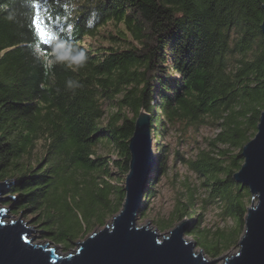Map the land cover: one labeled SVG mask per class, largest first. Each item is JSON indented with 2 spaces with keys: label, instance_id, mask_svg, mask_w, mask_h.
Here are the masks:
<instances>
[{
  "label": "trees",
  "instance_id": "1",
  "mask_svg": "<svg viewBox=\"0 0 264 264\" xmlns=\"http://www.w3.org/2000/svg\"><path fill=\"white\" fill-rule=\"evenodd\" d=\"M37 2L46 10L44 23L89 59L78 72L64 64L49 69L47 44L56 37L46 44L36 37L26 0H0V181H10V213L28 215L43 238L64 250L102 226L122 205L117 178L128 171V142L143 111L158 174L167 160L157 140L168 127L215 125L211 147L188 165L205 176L208 196L233 224L212 233L189 224L185 233L211 258L236 244L250 193L233 174L264 109V0H79L75 12L70 0ZM110 22L124 31L102 35ZM70 78L82 86L68 89ZM192 204L189 194L160 228L195 220Z\"/></svg>",
  "mask_w": 264,
  "mask_h": 264
},
{
  "label": "water",
  "instance_id": "2",
  "mask_svg": "<svg viewBox=\"0 0 264 264\" xmlns=\"http://www.w3.org/2000/svg\"><path fill=\"white\" fill-rule=\"evenodd\" d=\"M264 36V17L260 25ZM149 115L140 111L128 142L129 164L123 180L125 193L122 208L110 224L93 231L76 243L77 248L66 254H57L48 243L35 244L29 238L27 222L17 219L5 221L10 208L0 207V264H212L194 253L195 242L183 235L189 221L181 224L159 239L155 230L135 225V213L142 207L144 188L152 165ZM243 162L233 179L246 186L251 198L244 215V228L238 241V250L218 260L222 264H264V109L260 112L256 132L241 148ZM10 182L0 181V194L7 192ZM13 196H0V201ZM21 214V213H20ZM19 214V215H20Z\"/></svg>",
  "mask_w": 264,
  "mask_h": 264
},
{
  "label": "rangeland",
  "instance_id": "3",
  "mask_svg": "<svg viewBox=\"0 0 264 264\" xmlns=\"http://www.w3.org/2000/svg\"><path fill=\"white\" fill-rule=\"evenodd\" d=\"M117 29L124 31V26L122 23L114 24L113 22L105 24L103 28H101V33H117ZM125 38L128 41L134 43L132 38L129 34H124ZM85 41L90 42L91 39L87 38ZM129 43V42H128ZM103 45H108V42L102 40ZM127 45V44H126ZM109 104H106L105 110H114L108 109ZM122 112L130 118L132 116L131 112L127 109H122ZM138 117V115H137ZM216 133L215 125L208 124V123H183L179 122L173 126L167 128L166 132H164L160 138L157 140V145L166 147V160H167V167L164 174L154 172V167H156V159L155 156L153 157L152 165L148 173V182H146V186L144 188V196L143 200L141 199L142 207L137 209L135 213V225L137 227L146 226L150 230H155V232L160 236L159 239H162L163 236H167L169 231L172 230L177 225L181 224L184 218L181 220L173 222L169 227L165 229H161L159 225V221L161 219H173L175 216L174 209L177 203L184 204V200L187 198L189 194L193 196V204L192 207L195 209L196 218L195 220H189V224L201 225L205 230H208L209 233H212L216 229H224L228 228L233 224V220L231 217L222 216L220 203L212 201V199L208 196L207 187L203 185L205 176L201 174L199 171H196L188 165V161H193L197 159L200 151H208L207 149L210 148L209 140L214 136ZM151 145L155 148L156 143L153 141V137L151 140ZM40 149L41 146H39ZM223 146L219 145L218 148H222ZM110 148V147H109ZM108 148V149H109ZM216 150V149H215ZM109 151V150H108ZM102 145L99 146L97 153H103ZM216 151L209 152L212 156H214ZM109 153V152H108ZM34 154L40 156L42 154L41 150H35ZM110 156H113L114 153H109ZM153 167V168H152ZM124 176H119L117 180H122L119 184L124 185L123 180ZM113 181V180H112ZM7 182H10L7 180ZM147 190V195L145 196V191ZM6 192L0 194L1 197H4ZM251 196V195H250ZM248 197L245 200V204L248 206L250 203L251 198L256 201L255 197ZM6 201H0V207H4L5 209L10 208L9 205L6 204ZM122 208V205L120 209ZM120 211V210H119ZM118 211V212H119ZM8 217L5 218V221H9L10 219H17L19 216L22 221L27 222V226L30 229H36L35 231H31L29 238L34 237L33 242L35 244H45L48 243L49 247L54 248L57 254H66L69 252L74 251L77 248L76 243L85 239V237L91 234L93 231L100 230L105 224H110L111 219L113 216L108 217L105 223L102 226H94L88 234L83 237H79L77 240L73 242L71 247L67 250H64L61 245L54 244L52 241L43 238L38 230L32 224V221L29 219L28 215L24 214H17L12 215L9 212L7 213ZM117 214V213H116ZM199 222V223H198ZM187 225V226H188ZM185 227V229L187 228ZM243 232V231H242ZM242 234V233H241ZM184 240L186 241H193L195 240L192 238V235L184 233L183 235ZM238 242L234 244L231 248L224 251L218 257L211 258L209 257L203 249L199 246L193 248L194 253H199L202 255V259L210 262L215 260L212 264H222L223 260H218L221 257H225L227 255H231L238 250Z\"/></svg>",
  "mask_w": 264,
  "mask_h": 264
},
{
  "label": "clouds",
  "instance_id": "4",
  "mask_svg": "<svg viewBox=\"0 0 264 264\" xmlns=\"http://www.w3.org/2000/svg\"><path fill=\"white\" fill-rule=\"evenodd\" d=\"M35 0H26L27 5H32ZM80 7L79 0H70L69 9L72 12H75ZM9 20H12L14 16L10 13L7 17ZM95 21H89V27H93ZM50 34L55 36L56 39L52 40L47 44V52L49 53L47 59V67L51 69L56 64H64L68 68V70L72 72H78L80 69L85 67L88 62V55L86 51L79 47L69 43L65 39H61L58 32L53 29H49ZM33 55L37 60L41 61L45 66V59L43 56L39 55L36 50L32 49ZM66 87L68 89L79 88L82 85L78 81H74L73 79L66 80ZM144 199V198H143Z\"/></svg>",
  "mask_w": 264,
  "mask_h": 264
},
{
  "label": "snow or ice",
  "instance_id": "5",
  "mask_svg": "<svg viewBox=\"0 0 264 264\" xmlns=\"http://www.w3.org/2000/svg\"><path fill=\"white\" fill-rule=\"evenodd\" d=\"M31 7L34 9L31 24L35 30V35L38 39L43 41L42 44H46L51 35L49 31L50 28L44 23L46 10L44 9L43 4L37 2V0H35Z\"/></svg>",
  "mask_w": 264,
  "mask_h": 264
}]
</instances>
